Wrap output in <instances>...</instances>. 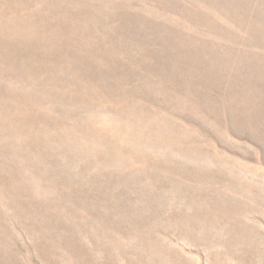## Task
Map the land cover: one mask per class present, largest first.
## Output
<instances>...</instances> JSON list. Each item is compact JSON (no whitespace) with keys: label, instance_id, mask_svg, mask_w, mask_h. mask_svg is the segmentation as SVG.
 Returning a JSON list of instances; mask_svg holds the SVG:
<instances>
[{"label":"rangeland","instance_id":"obj_1","mask_svg":"<svg viewBox=\"0 0 264 264\" xmlns=\"http://www.w3.org/2000/svg\"><path fill=\"white\" fill-rule=\"evenodd\" d=\"M0 264H264V0H0Z\"/></svg>","mask_w":264,"mask_h":264}]
</instances>
